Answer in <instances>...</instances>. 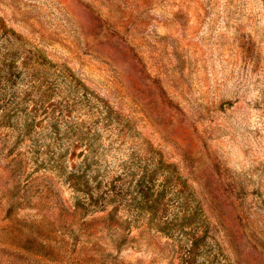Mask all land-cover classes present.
<instances>
[{
  "label": "rangeland",
  "instance_id": "rangeland-1",
  "mask_svg": "<svg viewBox=\"0 0 264 264\" xmlns=\"http://www.w3.org/2000/svg\"><path fill=\"white\" fill-rule=\"evenodd\" d=\"M48 62L118 114L109 159L158 166L202 211L206 264H264V0H0V264H178L147 214L118 249L107 212L76 213L28 160L18 132L44 121Z\"/></svg>",
  "mask_w": 264,
  "mask_h": 264
},
{
  "label": "trees",
  "instance_id": "trees-1",
  "mask_svg": "<svg viewBox=\"0 0 264 264\" xmlns=\"http://www.w3.org/2000/svg\"><path fill=\"white\" fill-rule=\"evenodd\" d=\"M45 65L49 103L44 108V121L34 114L18 132L19 141H29L32 155L28 160L36 164L34 169L66 183L73 192L74 211L81 216L107 212L108 228L115 225L118 233V249L128 241L132 222L137 223L145 213L156 230L174 240L179 238L178 264H206L209 234L202 211L197 206L184 208V197L174 190L168 197L167 182L157 183L158 166L154 170L143 168L140 173L130 160L109 159L111 147L107 149L102 142L103 130L111 131L114 123L119 127L118 114L72 71L49 62ZM38 109L35 105L33 112ZM169 200L177 208L171 217L165 214ZM131 203H138L141 210L123 211Z\"/></svg>",
  "mask_w": 264,
  "mask_h": 264
}]
</instances>
